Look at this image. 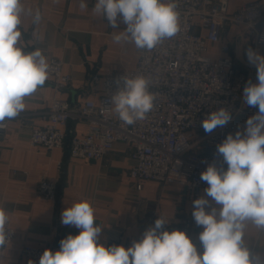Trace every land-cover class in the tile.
<instances>
[{"label":"crops","instance_id":"0c3cea01","mask_svg":"<svg viewBox=\"0 0 264 264\" xmlns=\"http://www.w3.org/2000/svg\"><path fill=\"white\" fill-rule=\"evenodd\" d=\"M250 1L254 0H229L228 13ZM21 2L26 12H32L22 16L19 26L23 50L40 49L47 60H63L64 72L72 76V82L57 91L48 76L43 86L25 98L24 111L3 122L7 130L0 140V206L8 213L7 225L15 230L16 237L10 249L0 251V264H29L31 259L21 253L26 245L58 251L63 238L80 231L63 225L61 213L81 200H88L94 208L95 222L102 227L100 242L107 246L130 247L161 215L171 227L183 217L191 218L192 238L202 252L199 233L203 228L196 225L192 212L193 201L205 196L204 189L196 196L188 185L147 181L138 190L129 174L135 163L129 157L128 145L122 142L99 162L72 159L67 145L54 150L30 145L32 129L41 124V112L54 98L68 101L74 109L86 99H95L98 94L91 87V74L104 76L133 69L137 53L134 43L114 40L127 25L121 19L117 28H111L105 18L93 11L95 0H86V8L80 7L81 0ZM36 10L41 15L39 23L33 22ZM260 32H264V18L249 26L226 23L222 28L235 68L247 83H258L256 68L248 63L246 50L251 48L264 55V46L255 45ZM209 55L217 59L220 46H211ZM257 112L258 108L246 105L242 97L241 112L226 125L228 132L234 136L243 131L246 120ZM65 130L68 135L83 134L85 125L71 121ZM42 177L56 182L55 201L38 196L36 188ZM244 243L253 255L264 257V230L251 222H247Z\"/></svg>","mask_w":264,"mask_h":264},{"label":"clouds","instance_id":"9594fccd","mask_svg":"<svg viewBox=\"0 0 264 264\" xmlns=\"http://www.w3.org/2000/svg\"><path fill=\"white\" fill-rule=\"evenodd\" d=\"M80 7H87L86 0H81ZM177 9L176 0H95L93 11L113 29L121 19L127 25L113 37L117 43L131 42L137 49L151 51L179 33ZM25 14L32 12H26L21 0H0V127L24 111L25 98L49 76L50 65L42 51L23 50L19 26ZM40 19L36 10L33 22ZM246 56L256 68L258 83H247L243 99L258 112L246 120L243 131L228 134L217 145L216 154L223 157L227 170L213 163L200 175L208 187L205 196L193 201L192 215L203 228L199 233L203 251H198L186 232L165 230L168 222L161 215L130 247L107 246L100 242L102 227L95 222L94 208L88 200H81L61 213V223L74 226L79 233L63 238L58 251L45 249L39 264H264V257L253 255L244 243L247 222L264 230V55L249 48ZM121 79L123 87L111 96L110 103L119 119L132 125L147 118L156 97L144 76ZM230 120L229 110L222 107L208 114L202 127L212 133ZM8 222L9 215L0 206V251L9 243Z\"/></svg>","mask_w":264,"mask_h":264},{"label":"built area","instance_id":"2783aa9c","mask_svg":"<svg viewBox=\"0 0 264 264\" xmlns=\"http://www.w3.org/2000/svg\"><path fill=\"white\" fill-rule=\"evenodd\" d=\"M176 2L180 13V31L176 36L151 51L136 48L133 69L104 76L91 74V87L98 94L95 99H86L74 109L68 101L54 98L41 112V124L32 129L30 145L47 150L62 149L68 123H83L85 132L74 135L71 140L70 157L99 162L117 143H125L135 163L129 174L138 190L145 182L152 181L160 185H188L199 196L207 186L200 175L209 164L222 165L227 170L223 157L216 154L217 145L230 134L227 126L218 127L212 133H206L202 127L206 116L219 108L229 110L231 119L239 114L247 83L246 77L235 68L230 47L222 38V28L226 23L249 26L263 19L264 0L244 3L231 14L229 0ZM213 45L220 46V55L215 60L209 55ZM255 45L264 46V32L258 33ZM47 61L55 89H66L72 76L64 72V61L58 58ZM125 75L147 78L149 91L156 97L147 118L132 125L122 122L110 103L111 96L123 87L121 78ZM6 130L3 123L0 140ZM36 191L40 198L55 201L58 186L42 177ZM164 229L182 230L193 241V221L189 217L181 218L175 227L166 224ZM6 232L9 243L3 250L10 249L16 237L10 225H6ZM45 249L26 245L21 253L39 264Z\"/></svg>","mask_w":264,"mask_h":264},{"label":"trees","instance_id":"16d2710c","mask_svg":"<svg viewBox=\"0 0 264 264\" xmlns=\"http://www.w3.org/2000/svg\"><path fill=\"white\" fill-rule=\"evenodd\" d=\"M70 123V122H69ZM69 123H68V125H69ZM67 125V126H68ZM66 140H65V146L67 145L68 146V148H69V153H70V144H71V140H72V138H73V136L74 135H68L67 134V131H66Z\"/></svg>","mask_w":264,"mask_h":264},{"label":"rangeland","instance_id":"374dc122","mask_svg":"<svg viewBox=\"0 0 264 264\" xmlns=\"http://www.w3.org/2000/svg\"><path fill=\"white\" fill-rule=\"evenodd\" d=\"M198 139L194 140V142L196 143Z\"/></svg>","mask_w":264,"mask_h":264}]
</instances>
